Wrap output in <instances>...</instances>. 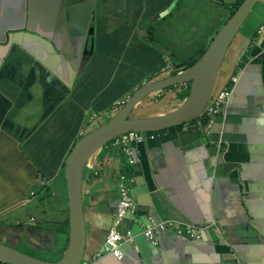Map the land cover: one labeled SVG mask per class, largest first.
Returning <instances> with one entry per match:
<instances>
[{
    "label": "crops",
    "instance_id": "crops-1",
    "mask_svg": "<svg viewBox=\"0 0 264 264\" xmlns=\"http://www.w3.org/2000/svg\"><path fill=\"white\" fill-rule=\"evenodd\" d=\"M191 2L203 6V0H183L180 7H175L177 0H96L95 20L89 26L95 28V50L87 66L96 53V34L102 24L106 39L102 38L101 48L114 47L117 64L111 75L101 72L95 88V81L85 78L87 66L80 78L75 72L89 35L80 44L79 31L69 34L63 26L55 35L61 58L50 55L45 63L25 46L30 36L26 0H0V224L8 222L15 227L0 232L4 243L42 261L62 258L69 241L68 220H58L62 229L49 230L29 218L32 206L44 209L40 192L46 196L42 200L60 196L63 200L65 195L66 204L61 207L67 212L64 167L71 148L91 125L110 119L117 101L130 97L151 79L146 75L132 88L115 84L120 59L148 64L153 59L166 62L168 56L180 68L189 65L210 44L236 0L226 5L222 0L213 6L217 11L199 30L200 38L193 35L192 26L176 30L177 19L187 15ZM220 3L228 7L221 15ZM168 11L171 15L165 19L153 20ZM263 20L264 0H258L226 54L219 83L225 82L236 64L240 69L234 72L238 76H233L240 82L227 117L213 118L210 136L184 133L181 128L155 132L145 138L146 144L136 146L135 165H127L120 150L108 145L83 171L88 254L98 249L93 236L100 231V218L106 215V200H111V207L117 205L123 171L134 182L130 197L136 212L131 219L193 222L201 239L160 233L153 257L143 245L139 254L134 246L123 243L122 260L106 254L95 264H264V31L256 33ZM176 37L183 39L177 48L188 43L187 57L178 58L179 49L161 52V47ZM161 93L169 96L170 102L162 114L182 102L172 89ZM213 219L227 235L217 228L208 232ZM130 224L125 220L123 230H129ZM35 225L48 229L41 248H31L33 237L24 240L22 236V227Z\"/></svg>",
    "mask_w": 264,
    "mask_h": 264
},
{
    "label": "water",
    "instance_id": "water-1",
    "mask_svg": "<svg viewBox=\"0 0 264 264\" xmlns=\"http://www.w3.org/2000/svg\"><path fill=\"white\" fill-rule=\"evenodd\" d=\"M257 1L242 0L234 13L215 33V36H213L210 44L202 54L192 60L189 65L181 68L174 65V63L169 64L170 67L168 69H163L136 89L122 107L117 110L112 109L111 112H114V114L106 123L99 126L91 125L87 132L82 134L75 142L66 158L64 167L69 241L62 258L57 262H46L30 257L17 250L16 247L4 243L1 236L0 264H81L85 261L88 264H95L101 259L103 255L96 258L94 256L102 253L110 227L116 218V209L120 201H117L116 206L111 207V200H106L103 206L106 215L100 218V231L96 236H93L98 249L88 254L86 246L89 238L86 231L82 197L83 171L88 161L103 147H107L114 139L131 131L144 133L147 138L155 135V132L170 128H178V130L181 128L184 133L195 131L201 135L210 136L213 125L208 130H203L202 128L190 130L185 125L199 119L205 109L210 107L220 92L228 85L233 74L238 76L240 67H238L239 64H236L225 82L219 83L226 54ZM26 3L28 9V25L26 29L29 30L30 36L25 46L38 59L45 62L50 55L61 58L56 46L55 35L60 33L63 26L69 34L79 31L80 44L86 40L87 35L91 37L90 40L86 41L83 58L78 68L76 67V78H80L95 50V28L92 26L89 28V26L91 21L95 20L96 0H26ZM168 12L157 15L153 20L156 21L162 18ZM83 29L86 31H83ZM88 45H90L89 49L87 48ZM47 64L50 65L49 62ZM237 68L238 73H234ZM238 80L239 77L234 84L231 95L222 104L217 117H227L231 99L240 82ZM184 84L187 85L188 95L170 112L160 113V115L157 113V107L165 108L169 97L166 95H163L159 104L155 103L150 105L149 108H145L149 98L155 97L159 93L161 94L166 89H172V93L179 97V94L185 90ZM139 104H143L142 107L138 108ZM225 117H222L223 120ZM146 143L135 144L134 152L132 153V157L135 160L136 146ZM133 183L131 184L133 185ZM41 197V200L43 198L46 199V196L43 197L41 195ZM126 220L131 222L127 228L131 232L132 237V241L127 244L134 246L139 254L143 252V245L144 249L152 255L158 247L157 236L165 232L157 233L153 239L154 241L147 240L144 232L147 226L150 225L148 220H140L138 222L131 219V216L126 217ZM185 223L195 224L193 222ZM13 228L15 227L8 222L0 224V232L6 233L13 230ZM211 230L212 227L208 229V232H211ZM22 232L24 240L28 239V236L33 237L31 242L33 245L29 244L31 248H41L48 229L35 225V227H22ZM32 232L35 234H32ZM120 250L123 253L121 248ZM44 251L48 254L51 253L48 249Z\"/></svg>",
    "mask_w": 264,
    "mask_h": 264
},
{
    "label": "rangeland",
    "instance_id": "rangeland-1",
    "mask_svg": "<svg viewBox=\"0 0 264 264\" xmlns=\"http://www.w3.org/2000/svg\"><path fill=\"white\" fill-rule=\"evenodd\" d=\"M220 1H222V0H203V6H200L198 3H193L194 1L189 3L187 5V10H188L187 15L183 16L180 19H177L178 27L176 30H179L181 27H184L186 30H188L187 27L192 26L194 29L193 35L195 34L197 37L200 38V35L198 34L199 30L204 28V23L207 20H209V17L211 15H214L216 13L217 10L213 6L216 3H219ZM223 1H224V4L226 5V3L228 1H231V0H223ZM221 5H222V3H220V6L218 8L220 15H221V12L227 11L225 8H228V7H225V5H222L224 7L223 8ZM171 8H173V7H171ZM173 16H176L175 12L173 13ZM214 21L212 23H214ZM225 21H224V23H225ZM221 26H222V24L217 28V30ZM175 32L177 34L179 33L178 31H175ZM102 38L106 39L103 24H102L100 30L97 31V34H96V43H97L96 53L93 56L89 65L87 66V71L85 72V78L87 80H94L95 81V83L92 85V87H95V88L100 83L98 78H99V75L101 74V72H103V74L105 76H107V74L111 75L113 73L114 65L117 64V52L114 51L115 48L114 47L113 48L106 47L105 49H102L101 48ZM186 38H188V37H186ZM178 41L180 43H182L183 39H180L178 37H176V39H173V40L170 39L169 41L166 42L164 47H161V52L167 53L168 51H171V49H174V50L179 49V51L177 53V57L178 58L187 57L188 56L187 50H189L188 43H184L183 45H181V47L177 48V45L179 43ZM116 46H118V45H116ZM117 51H118V48H117ZM182 52H183V55H182ZM167 54H169V53H167ZM165 60H166L165 64L167 67L169 66V64L173 63L171 58L168 56L165 57ZM163 65H164V62L159 63V61L157 59H153L148 64H143L139 61H131L128 59V57L122 58L119 61V65H117L116 73L114 74V78H115L114 82H115V84L120 83L123 87L132 88L135 84L140 82L142 77H144L146 75H148L150 77L152 75H155V74L161 72L166 67L165 66L164 68H162ZM223 66H224V64H223ZM162 98H163V94L159 93V95H156L155 97L149 98L148 99L149 102L147 103L146 106H150V105L155 104V103L159 104V102H161ZM179 100L182 101L181 98H179ZM169 103L170 102L166 103V105H165L166 108L169 107ZM157 110H158L157 113L159 115H160V113H162V111H164V109L162 107H160V108L157 107ZM90 115H91V113L89 112V117H90ZM62 185H63V183H62ZM39 195H42V193L40 192ZM55 199L56 200H50V199L43 200V203L45 205L44 209L35 210L34 206H32V208L30 210L31 213H30L29 218L33 217L35 219L36 224H42L45 227H50L49 230H53L54 228L57 230L62 229L64 227V225L59 224L58 220H60V219H67L68 220V216H67L68 211L67 212L63 211L62 207H61L63 205V203H65V200H64L65 195H62L63 200H61V196H60V198L56 197ZM64 210H66V209H64ZM34 219H32V221H34Z\"/></svg>",
    "mask_w": 264,
    "mask_h": 264
},
{
    "label": "built area",
    "instance_id": "built-area-1",
    "mask_svg": "<svg viewBox=\"0 0 264 264\" xmlns=\"http://www.w3.org/2000/svg\"><path fill=\"white\" fill-rule=\"evenodd\" d=\"M264 31V20L261 25L257 28L256 33L260 34ZM170 66L167 67V69ZM237 76H232L228 85L220 92L216 100L206 108L203 115L192 123L186 124V128L190 130H195L196 128H202L203 130H208L212 123L213 118L220 113L222 104L228 98L234 88V84L237 82ZM185 89L187 85L184 84ZM129 95L125 98L116 102L114 109L122 107L128 100ZM152 137V136H151ZM145 134L141 132L131 131L125 133L118 138L110 142L112 147L120 150V153L126 157L127 165H134L135 159L132 157L134 152V146L136 143L145 142ZM133 178L128 176L126 173L119 175L120 182V202L116 209V218L113 221L111 228L109 230L108 237L104 243L102 253L94 256L96 258L100 255L111 254L117 259H122L123 254L120 250L123 243H129L132 241L131 232L122 230V224L125 218L128 215H132L136 212V207L132 202L130 197V184L132 183ZM150 225L147 226L144 236L147 240L154 241V237L159 232L172 233L179 236H186L188 238L199 240L201 238L200 231L196 225L189 223H181L177 221H166L161 223H156L153 220L149 221ZM156 244L155 242H153ZM81 264H88L87 261Z\"/></svg>",
    "mask_w": 264,
    "mask_h": 264
},
{
    "label": "trees",
    "instance_id": "trees-1",
    "mask_svg": "<svg viewBox=\"0 0 264 264\" xmlns=\"http://www.w3.org/2000/svg\"><path fill=\"white\" fill-rule=\"evenodd\" d=\"M182 2H183V0H177V3H176V5H175V7L176 6H181L182 5ZM242 2V0H236V2H235V4L232 6V8L230 9L231 11H230V15H229V17L234 13V11L238 8V6L240 5V3ZM170 12H168V13H166L165 14V16L164 17H162L163 19H165L168 15H171V14H169ZM228 17V18H229ZM227 18V19H228ZM219 30V29H218ZM217 30V31H218ZM216 31V32H217ZM207 48V47H206ZM205 48V49H206ZM200 53H203V50L200 52ZM195 55V54H194ZM194 55H192V57L194 56ZM165 62H164V65L162 66V68H164L165 67ZM152 76H154V75H152ZM187 95H188V89H185L183 92H181L180 94H179V97L183 100L184 98H186L187 97ZM113 104V103H112ZM123 155V154H122ZM124 156V155H123ZM124 160H126V157L124 156ZM44 199V198H43ZM39 202L41 203V202H43V200H39Z\"/></svg>",
    "mask_w": 264,
    "mask_h": 264
},
{
    "label": "clouds",
    "instance_id": "clouds-1",
    "mask_svg": "<svg viewBox=\"0 0 264 264\" xmlns=\"http://www.w3.org/2000/svg\"><path fill=\"white\" fill-rule=\"evenodd\" d=\"M165 63H166V62H165ZM165 66H166V65H165ZM165 68H167V66H166ZM165 68H164V69H165ZM155 75H156V74H155ZM152 77H153V76H152ZM152 77H151V78H152ZM146 81H147V80H146ZM146 81H145V82H146ZM143 83H144V82H143ZM191 123H192V122H191ZM134 214H135V213H134ZM134 214H132V215H134ZM132 215H128V216H132ZM128 216H127V217H128ZM125 220H126V218H125ZM125 220H124V221H125ZM150 220H152V219H150ZM124 221H123V222H124ZM153 221H154V220H153ZM164 222H166V221H164ZM177 222H178V221H177ZM160 223H161V222H160ZM181 223H182V222H181ZM184 223H185V222H184ZM193 225H196V224H193ZM208 225H209V227H212V229H213V228H217L218 231H220L221 233H225V234L227 235L226 230H225V229L219 224V222H218L217 220L213 219L212 222H211V224H208ZM110 228H111V227H110ZM122 230H123V224H122ZM123 231L126 232V230H123ZM127 231H129V230H127ZM174 235H175V234H174ZM200 235H201V234H200ZM176 236H179V235H176ZM201 236H202V235H201ZM246 236H247V235H246ZM246 236L244 237V240H245ZM185 237H186V236H185ZM186 238H188V237H186ZM227 238H228V236H227ZM190 239H192V238H190ZM200 239H201V238H200ZM200 239H199V240H200ZM193 240L196 241V239H193ZM225 243L227 244L228 241H227V242L225 241ZM121 247H122V246H121ZM122 254H123V253H122ZM122 259H123V257H122ZM122 259H120V260H122Z\"/></svg>",
    "mask_w": 264,
    "mask_h": 264
},
{
    "label": "flooded vegetation",
    "instance_id": "flooded-vegetation-1",
    "mask_svg": "<svg viewBox=\"0 0 264 264\" xmlns=\"http://www.w3.org/2000/svg\"><path fill=\"white\" fill-rule=\"evenodd\" d=\"M166 90H168V89H166ZM162 94V93H161ZM109 146H111V144L109 143L108 144ZM107 145V146H108ZM123 173L125 174V171H123ZM120 182H118V185H117V189H118V192H117V195H118V201L120 200ZM245 232H247L246 230H245Z\"/></svg>",
    "mask_w": 264,
    "mask_h": 264
}]
</instances>
